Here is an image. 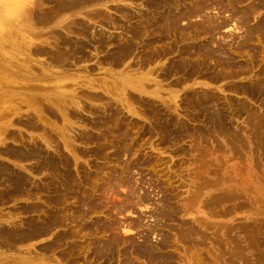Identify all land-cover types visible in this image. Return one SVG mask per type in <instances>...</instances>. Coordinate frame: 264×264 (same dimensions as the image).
I'll use <instances>...</instances> for the list:
<instances>
[{"label":"rangeland","instance_id":"rangeland-1","mask_svg":"<svg viewBox=\"0 0 264 264\" xmlns=\"http://www.w3.org/2000/svg\"><path fill=\"white\" fill-rule=\"evenodd\" d=\"M33 1L35 12L25 6L23 21L16 11L0 20V264H152L136 255L137 243L172 255L169 264H264V37H254L240 59L235 54L251 63L237 75L165 73L205 37L243 41L258 17L209 35L201 29L209 15L233 22L229 5L217 13L227 1L174 0L183 33L171 35L174 53L152 61L153 45L163 43H147L145 33L136 41L132 30L146 0H100L47 21L41 15L52 14L53 3ZM143 74L158 94L121 86Z\"/></svg>","mask_w":264,"mask_h":264},{"label":"bare ground","instance_id":"bare-ground-1","mask_svg":"<svg viewBox=\"0 0 264 264\" xmlns=\"http://www.w3.org/2000/svg\"><path fill=\"white\" fill-rule=\"evenodd\" d=\"M47 1H50V2H52L53 4H52V7L54 8L53 9V13L52 14H45V15H41V19L42 20H44V21H47V20H51L52 18H54L53 17V14H55V15H58V14H56L57 12H64V11H67V10H70V9H75V8H78V7H80V6H83V5H85V6H87V5H95V4H98L97 2H99L100 0H47ZM176 1V0H175ZM189 1H194V0H189ZM227 2H226V4H222V6H219V7H216L215 5H213V7L215 6L217 9H218V11H217V13H219V12H221V11H223L224 9H223V7L225 6L226 7V5H229L230 7H232L233 8V10L231 11L230 10V13L231 14H233V11L235 12V15H232L233 17V22H229V19H228V17L227 18H223L222 16V19H221V17H220V19H218V20H216V18L214 19L213 17V15H209V17H208V19H209V21H210V24H209V26L208 27H201V29L203 30V29H205L204 31H207V33L210 35V32L212 31H216L219 27H221V26H228V24H233V31L236 29V31H237V29H242V26H244V25H242V23L243 22H246L248 19H249V17L250 16H252L253 15V17H258V20H257V22H258V24H256L255 22L253 23V24H256L257 26H250V29H247V28H249V26L246 28L247 30V32L246 31H243L244 33H245V35L242 33V36L244 35L245 37H243V41H239V39H238V43L236 42V44L234 45V42L232 41V42H228V41H224L223 40V42H221V43H219V44H214V42L211 40V39H209L210 37H205V40H201V41H199L198 40V42L197 43H191L190 45H188L187 47H184L180 52H179V58L178 59H176V60H174V62L172 63V65H170L169 67H171V68H169V69H166V71H165V73L166 74H169L171 71H176V72H179V71H184L183 73L186 75V78L188 79V78H190V77H195V78H197V77H205V78H203V79H210V80H218V79H220L219 77H224V76H234V75H237V74H239L240 72H242V71H244V70H246L248 67H250L249 65H251V63L248 65H245V64H243V63H241L240 61H239V59H240V54L244 51L243 49H248V47H249V43L252 41V39L255 37H258V38H260L261 36L262 37H264V14H262L263 16H258L257 15V12L259 11V9H260V7H264V3L263 2H261L260 0V2H257V0L255 1V2H250V4L248 5V7H246V8H242V7H240V9H239V7H236L235 6V4H238V3H240L242 0H226ZM145 2V1H144ZM174 2V0H146V9H144L145 11L144 12H142V13H140L139 14V12L137 13L139 16L140 15H142V17H143V19H137V20H135V22H136V26H134V28H132V30H134L133 31V36L134 37H136L134 40H136V41H138L139 40V38L138 37H140V38H142V37H144L143 36V33H145L144 35L145 36H151V37H149L148 38V42L147 43H155V42H161V43H163V44H161V47L162 48H154V47H156L155 45H153L154 47H153V49H152V51H151V53H150V55H148L149 57V59L148 60H150V59H152V61L154 60L153 58L154 57H159V56H161V55H165V54H167L168 55V53H170V52H173V39H172V37H171V35H175V34H177V32L179 33H181L182 31H180V29H178L177 28V22H178V20H181L180 19V17L179 16H181V15H177L178 14V12H177V14H176V12H175V10H173V6H175V5H173L172 3ZM201 2H203V1H201ZM192 3V2H191ZM194 3L195 4H197V6H198V4H199V0H198V3H196V1H194L193 2V4L192 5H194ZM253 3V4H252ZM36 4H37V2L36 1H33V0H0V20L2 21V18H4L5 16V18H4V20L9 16V14L11 13V12H14V11H16L18 14H20V15H18V17L20 18L21 17V20L20 21H23V17H25V15L27 14L26 13V9H25V6H29V7H32L29 11H30V14L31 13H33L34 14V12H35V10H34V8L36 7ZM175 4V3H174ZM252 4V5H251ZM179 5V4H178ZM181 5V4H180ZM186 5V4H185ZM188 5V4H187ZM212 5V4H211ZM195 6V5H194ZM196 6V7H197ZM236 8H235V7ZM240 6V5H239ZM242 6V5H241ZM52 7H51V9H52ZM173 7V8H172ZM176 7V6H175ZM187 7H189V6H187ZM212 7V6H211ZM212 7V8H213ZM162 8H164V9H162ZM178 8V7H177ZM180 8V7H179ZM181 8L182 9H185V7L183 8L182 6H181ZM29 9V8H28ZM36 9V8H35ZM181 9V10H182ZM198 9V8H197ZM196 9V10H197ZM202 9V8H201ZM200 9V11H202ZM219 9H221V10H219ZM120 10H121V8H120ZM123 10V9H122ZM121 10V11H122ZM125 10V9H124ZM192 10V9H191ZM193 10H195V7H194V9ZM213 10H215V9H213ZM1 11L3 12V13H1ZM92 11V9L90 10V12ZM128 10H126V13H129V12H127ZM176 11H177V9H176ZM199 11V10H198ZM200 11H199V13H200ZM207 11H208V9H207ZM257 11V12H256ZM45 12V11H44ZM94 12V11H93ZM93 12L92 13H90L91 15L93 14ZM123 12V11H122ZM189 13H191V12H194V11H188ZM187 12V13H188ZM216 12V11H215ZM229 12V11H228ZM40 13V12H39ZM50 13V12H49ZM100 13V12H99ZM99 13L97 14V13H95L94 15H98L99 16ZM180 13V12H179ZM182 13H183V10H182ZM181 13V14H182ZM198 13V14H199ZM229 13V14H230ZM100 14H102V13H100ZM183 14H185V13H183ZM193 14H195V13H191V15H193ZM204 14H205V12H204ZM219 14H221V13H219ZM124 15H125V13H124ZM136 15V14H135ZM134 15V17H136ZM186 15V14H185ZM190 15V14H189ZM207 16H208V14H206ZM257 15V16H256ZM127 16V15H126ZM125 16V17H126ZM129 16H131L130 14H129ZM128 16V17H129ZM218 16V15H217ZM227 16H229V15H227ZM91 17V16H90ZM96 17V16H95ZM183 17H184V15H183ZM185 18V17H184ZM187 18V17H186ZM204 19H205V17H203ZM203 18H201V21H202V19ZM109 19V18H108ZM130 19H132V16H131V18ZM129 19V20H130ZM183 19V18H182ZM3 20V21H4ZM111 20V19H110ZM112 20H115L114 18H112ZM111 20V23L112 22H119V20L117 19L116 21H112ZM145 23H144V22ZM71 22H73V21H71ZM107 22V21H106ZM110 22V21H109ZM202 22H204V20L202 21ZM17 23V25H19V21H17L16 22ZM143 23V24H142ZM78 24V23H77ZM113 24V23H112ZM204 24H205V26H206V22H204ZM83 25V24H82ZM208 25V24H207ZM187 26H189V25H187ZM83 27V26H82ZM182 27V26H181ZM193 27V26H192ZM245 27V26H244ZM243 27V28H244ZM75 28V27H74ZM74 28H72V29H74ZM80 28V27H79ZM90 28V27H89ZM136 28V29H135ZM196 28H198V27H196ZM195 28V29H196ZM82 30H83V28H81ZM184 29H186V28H184ZM187 29H189L190 30V28H188L187 27ZM192 29V28H191ZM207 29V30H206ZM245 29V28H244ZM243 29V30H244ZM77 30V29H76ZM181 30H183V27H182V29ZM2 31H4V30H2ZM88 31V30H87ZM90 31H91V28H90ZM94 31V30H93ZM129 31H131V30H129ZM203 31V32H204ZM235 31V32H236ZM238 31H240V30H238ZM76 32V31H75ZM81 32V31H80ZM79 32V33H80ZM89 32V31H88ZM185 32V31H184ZM189 32V31H188ZM191 32H193V29H192V31H190V33ZM198 32V31H197ZM197 32H195V34L197 33ZM202 32V33H203ZM14 33H16L15 32V30H14ZM83 33V31L81 32V34ZM91 33V32H90ZM183 33V32H182ZM186 33H187V31H186ZM202 33H199L200 35H201V38L203 37L202 35L204 34H202ZM232 33V32H231ZM85 34H86V32H85ZM185 34V33H184ZM183 34V35H184ZM193 34V33H192ZM212 34V33H211ZM233 35H234V33H232ZM173 35V36H174ZM186 35H188V34H186ZM185 35V36H186ZM207 35V34H206ZM261 35V36H260ZM175 36H177V35H175ZM181 36V35H180ZM198 36V38H199V35H197ZM88 37H89V35H88ZM190 37V36H189ZM188 37V38H189ZM236 37V36H235ZM239 37H240V35H239ZM59 38V37H58ZM173 38H176V37H173ZM184 38H186V37H184ZM197 38V39H198ZM233 38H234V36H233ZM233 38H232V40H233ZM242 38V37H241ZM24 39V38H23ZM99 39V38H98ZM132 39V38H131ZM177 39H179L178 38V36H177ZM264 39V38H263ZM22 40V39H21ZM130 40V39H129ZM228 40V39H227ZM254 40V39H253ZM18 41V40H17ZM67 41V40H66ZM132 41V40H131ZM174 41H175V39H174ZM231 41V40H230ZM177 42H178V40H177ZM217 42H219V41H217ZM216 42V43H217ZM144 43V42H143ZM146 43V44H147ZM175 43V42H174ZM264 43V42H263ZM160 44V43H159ZM256 44V43H255ZM77 45V44H76ZM78 46V45H77ZM130 47H131V45H129ZM137 46V45H136ZM256 46V45H255ZM121 47V46H120ZM150 47V46H149ZM15 48V47H14ZM57 48V47H56ZM124 48V47H123ZM128 48V47H127ZM255 48H257V46L255 47ZM41 49L42 50H45V48H42L41 47ZM120 49V48H119ZM126 49V48H125ZM124 49V50H125ZM179 49V48H178ZM60 50V49H59ZM146 50V49H145ZM127 51H129V48L127 49ZM147 51H149V50H147ZM147 51H145V54H148V52ZM176 51V50H175ZM53 52V51H52ZM57 52H59L58 51V49H57V51L55 50V53H57ZM119 52V51H118ZM131 52V51H130ZM139 52V51H138ZM144 52V51H143ZM147 52V53H146ZM245 52V51H244ZM120 53V52H119ZM118 53V54H119ZM174 53V52H173ZM178 53V52H177ZM176 53V54H177ZM121 54V53H120ZM124 54V53H123ZM136 54V53H135ZM238 55L239 56V59H237L236 58V55ZM234 55H235V57H234ZM120 55H118V57H119ZM123 55H121V57H122ZM177 56V57H178ZM56 57V56H55ZM118 57L116 58V59H118ZM126 57V56H125ZM146 57V56H145ZM169 57V56H168ZM172 57V56H171ZM176 57V56H175ZM155 58V59H156ZM120 59V58H119ZM145 59V58H144ZM160 59V58H159ZM238 61H237V60ZM147 60V59H146ZM147 60V61H148ZM161 60V59H160ZM116 61V60H115ZM151 61V62H152ZM242 61H243V58H242ZM249 61V60H248ZM143 62V61H142ZM244 62V61H243ZM145 63V62H144ZM245 63V62H244ZM247 63V62H246ZM142 64V63H141ZM143 65V64H142ZM146 65V64H145ZM148 66V65H147ZM146 66V67H147ZM153 68H154V66H152ZM152 68V69H153ZM163 68V67H162ZM151 69V70H152ZM155 69V68H154ZM164 69H165V67H164ZM151 70L149 69V71L150 72H148V73H151ZM163 70V69H162ZM160 72H162V71H160ZM159 73V72H158ZM145 74V73H144ZM143 74V75H144ZM164 74V73H163ZM165 76V75H164ZM152 77V76H151ZM166 77V76H165ZM137 79L138 78H142L141 77V75H140V77H136ZM150 77L148 76V75H144V78L143 79H138L137 80V82L134 80V82H130V81H128V82H126V81H124V80H122L121 81V86L122 87H125V86H131V87H136L138 90H140V91H146V92H148V93H150V94H158V92H156V93H154L153 91H151V92H149V87H147V86H149L148 84H146L145 83V81H149L150 79H149ZM183 78V77H182ZM227 78V77H226ZM190 79H192V78H190ZM154 81V80H153ZM185 81V80H184ZM255 81V80H254ZM150 82H151V80H150ZM202 83H204L205 84V81H201ZM18 83V82H17ZM152 84V83H151ZM178 84V83H177ZM243 84V83H242ZM255 84V82L253 83V85ZM153 85V84H152ZM151 85V86H152ZM245 85V84H244ZM247 85V84H246ZM248 85H251V83L249 84L248 83ZM256 85V84H255ZM157 86V85H156ZM233 86V85H232ZM240 86H242L241 84H240ZM154 87V86H153ZM246 87V86H245ZM252 87V86H251ZM140 88V89H139ZM247 88V87H246ZM121 89H119V91H120ZM244 90V89H243ZM242 90V91H243ZM247 91H250L249 92V94L251 93V89H246ZM245 90V91H246ZM155 91V90H154ZM237 91V90H236ZM121 92V91H120ZM195 92V91H194ZM122 93V92H121ZM253 93V92H252ZM247 94H248V92H247ZM186 95V94H185ZM191 95V94H190ZM194 95V94H193ZM197 95H198V93H197ZM205 95V94H204ZM207 95V94H206ZM199 96V95H198ZM201 96V95H200ZM200 96L198 97V98H200ZM191 97H192V95H191ZM202 97V96H201ZM208 97H209V95H208ZM196 98V97H195ZM203 98V97H202ZM172 99H173V97H172ZM191 99H193V98H191ZM190 99V100H191ZM189 100V99H188ZM189 100V101H190ZM201 100H203V99H201ZM30 102V101H29ZM190 102H192V101H190ZM187 104H188V102H186ZM193 103H194V101H193ZM201 103V102H200ZM238 103V102H237ZM240 103V102H239ZM192 104V103H191ZM202 104H204V103H202ZM241 105L243 104V103H240ZM245 104V103H244ZM244 104H243V106H244ZM190 105V104H189ZM200 105V104H199ZM198 105V106H199ZM15 106V105H14ZM42 106V105H41ZM194 106V105H193ZM238 106V105H237ZM37 107V106H36ZM184 107H186L185 105H184ZM192 107V106H191ZM207 107H209V105L207 106ZM246 107V106H245ZM42 108V107H41ZM187 108V107H186ZM190 108V107H189ZM215 108V107H214ZM218 108H219V106H218ZM195 109V108H194ZM202 109V108H201ZM213 109V108H212ZM219 109H221V108H219ZM17 110V109H16ZM40 110V109H39ZM218 110V109H217ZM248 110V109H247ZM251 110V109H250ZM209 111H211V108H210V110ZM213 111V110H212ZM219 111V110H218ZM220 112V111H219ZM209 113H211V112H209ZM215 114V112L212 114V115H214ZM221 114H222V112H221ZM225 115V114H224ZM223 115V116H224ZM121 118V117H120ZM223 118V117H222ZM172 119V118H171ZM170 119V120H171ZM218 119V118H217ZM103 120V119H102ZM169 120V119H168ZM169 120V121H170ZM168 121V122H169ZM176 121H178L177 119H176ZM221 121V120H220ZM219 121V122H220ZM184 122V121H183ZM214 122V121H213ZM31 123V122H30ZM116 123V122H115ZM164 123H166V122H164ZM217 124H215L216 125V127L217 126H219V123L218 122H216ZM27 124H29V123H27ZM186 124V123H185ZM223 124V123H222ZM30 125V124H29ZM33 125V124H32ZM170 125V124H169ZM187 125V124H186ZM214 125V126H215ZM223 126V125H222ZM165 127H167V126H165ZM169 127V126H168ZM167 127V128H168ZM183 127H185V126H183ZM230 127V126H229ZM167 128L165 129V132H166V130H167ZM170 128V127H169ZM223 127H221L220 128V130L222 129ZM121 129V132L123 131V133L126 131H124V128H120ZM120 129H118V130H120ZM123 129V130H122ZM185 129V128H184ZM224 129V128H223ZM170 130V129H169ZM225 130H226V128H225ZM225 130H222V131H224V132H226ZM228 131H229V128H228V130H227V132L226 133H228ZM115 132V131H114ZM113 132V133H114ZM181 132V131H180ZM122 133V134H123ZM126 133H128V132H126ZM167 133H168V130H167ZM170 133V132H169ZM179 133V132H178ZM173 134V133H172ZM120 135H121V133H120ZM123 136H127L126 134L124 135L123 134ZM123 136H122V138H123ZM127 138V137H126ZM38 148H40V147H37V149ZM37 152H38V150H36ZM40 152H41V150H40ZM17 154H19V156L21 157V156H23L24 157V154H25V152H16V151H14V155H17ZM53 160V159H52ZM54 162H56V161H54ZM67 164V163H66ZM54 165V164H53ZM57 165V164H56ZM65 165V164H64ZM58 167V166H57ZM52 168H53V166H52ZM69 168V167H68ZM64 169H66V168H64ZM70 170V169H69ZM16 171V170H15ZM17 172V171H16ZM69 173V172H68ZM67 173V174H68ZM17 174V173H16ZM70 174V173H69ZM64 175H66V174H64ZM200 177V176H199ZM15 179V181L17 182V183H19V184H22V183H24L23 182V178H22V176L20 175V174H17V175H15V177H14ZM25 178V177H24ZM66 180V179H65ZM127 181H128V179H126ZM131 180V179H130ZM130 180H129V182H130ZM123 181V180H122ZM125 181V180H124ZM123 181V182H124ZM16 182H14V183H16ZM128 183V182H127ZM204 183V182H203ZM129 184V183H128ZM130 184H131V182H130ZM128 186V185H127ZM199 188V187H198ZM52 190H54V189H52ZM134 191V190H133ZM133 191L131 192L130 191V194L131 193H133ZM60 192H61V190H60ZM197 192V191H196ZM195 193V192H194ZM57 194V193H56ZM167 194V193H166ZM60 195V194H59ZM196 195H197V193H196ZM195 196V195H194ZM198 196V195H197ZM54 197H55V195H54ZM53 197V199H55ZM56 197H57V200H59L58 199V194L56 195ZM63 197H65V196H62V199L64 200V198ZM67 197V196H66ZM68 198V197H67ZM139 198H141V197H139ZM56 200V201H57ZM55 201V202H56ZM66 201V200H65ZM169 201V200H168ZM53 202H54V200H53ZM61 202H62V200H61ZM57 203H58V201H57ZM54 204V203H53ZM68 204V203H67ZM168 204V203H167ZM57 205V204H56ZM56 205H54V206H56ZM59 206H61L60 205V203L58 204ZM62 205H64V204H62ZM163 205V204H162ZM166 205V204H165ZM53 206V207H54ZM58 206V207H59ZM66 206V205H65ZM64 206V207H65ZM74 206V205H73ZM76 206V205H75ZM63 207V206H62ZM63 207V208H64ZM67 207V206H66ZM65 207V208H66ZM26 208V207H25ZM28 208V207H27ZM39 208V207H38ZM55 208V207H54ZM53 208V209H54ZM62 208V209H63ZM64 208V209H65ZM70 208V207H69ZM171 208V207H170ZM30 209V208H29ZM56 209V208H55ZM59 209H60V207L57 209L58 211H59ZM70 209H74V208H70ZM61 210V209H60ZM75 210H76V208H75ZM75 210L73 211V213H76L75 212ZM56 211V210H55ZM66 209H65V214H63V215H65V217L66 216H70V214H67L66 213ZM68 211L70 212V210L68 209ZM53 211H51V213H52ZM62 212V211H61ZM68 212V213H69ZM54 213V212H53ZM56 213V212H55ZM55 213H54V216L56 217L57 215V217H58V219H59V214H61L60 213V211L58 212L59 214H56L55 215ZM71 213V212H70ZM72 213V214H73ZM67 214V215H66ZM49 215H51V214H49ZM53 215V214H52ZM62 215V216H63ZM75 215V214H74ZM73 215V217L75 218V216ZM77 215H78V209H77ZM77 215H76V217H77ZM62 216H60V217H62ZM80 216V215H79ZM53 217V216H52ZM82 217V216H81ZM64 218V217H63ZM62 218V219H63ZM69 218V217H68ZM68 218L66 217V218H64V219H67L68 220ZM57 219V220H58ZM72 219V218H71ZM50 220V219H49ZM53 220V219H52ZM73 220V219H72ZM71 220V221H72ZM56 221V220H55ZM54 221V222H55ZM34 222H36V221H34ZM48 222H50V221H48ZM54 222H52V223H54ZM58 222V221H57ZM56 223V222H55ZM42 224V223H41ZM46 224V223H45ZM50 224V223H49ZM37 225V224H36ZM36 225H30V226H32V227H34V228H36ZM26 226H28V224L26 225ZM43 226V225H42ZM51 226V225H50ZM29 227V226H28ZM27 227V228H28ZM37 228H38V225H37ZM41 228V227H40ZM28 229H30V228H28ZM36 230V229H35ZM42 230V229H41ZM191 230V229H190ZM23 231V230H22ZM27 231H29V230H27ZM31 232H33V234H34V229H31L30 230ZM29 231V232H30ZM186 231H187V229H186ZM185 231V232H186ZM14 232H16L15 230H14ZM190 232V231H189ZM188 232V233H189ZM23 233V232H22ZM21 233V234H22ZM25 233H27V232H25ZM191 233V232H190ZM20 234V233H19ZM28 234V233H27ZM30 234H32V233H30ZM181 234H182V231H181ZM23 235V234H22ZM67 236V235H66ZM149 237V236H148ZM148 237L146 238V239H148ZM181 237H183V236H181ZM26 238V237H25ZM164 238V237H163ZM162 238V239H163ZM145 240V239H144ZM165 240H167L166 238H165ZM56 241V240H55ZM59 241V240H58ZM146 241H149V240H146ZM145 241V242H146ZM164 241V240H163ZM135 242V241H134ZM133 242V243H134ZM220 242V241H219ZM137 242H135V244H136ZM144 243V242H143ZM147 243H149V242H147ZM147 243H144V244H147ZM153 243V242H152ZM164 243H168V242H164ZM138 244V243H137ZM137 244L136 245H134V247H136V249L134 250V249H131V250H134L135 252H136V255H138V256H143V257H147L149 260H150V262L152 261V264H153V261H155L156 263H160V264H169L170 262V259H172L171 257H172V255H171V257H167V253H170L169 252V250H168V252L166 253L167 255L166 256H160L159 254H158V252L157 251H155L153 248H151V245H150V247H147L148 246V244L146 245V246H141L140 244H138V246H137ZM158 244V243H157ZM156 244V245H157ZM112 245H113V243H112ZM111 245V246H112ZM154 246V245H153ZM158 246V245H157ZM159 246H160V243H159ZM158 246V247H159ZM162 247H163V245H161ZM44 247V246H43ZM49 247V246H48ZM70 247V246H69ZM114 247V246H113ZM164 247H166V244H165V246ZM132 248H133V246H132ZM156 248V247H155ZM71 249H72V247H71ZM157 249V248H156ZM134 251H132V253L134 252ZM167 251V250H166ZM134 252V253H135ZM129 253V252H128ZM133 253V254H134ZM162 253V252H161ZM143 257L141 258V259H143ZM202 257V256H201ZM139 258V257H138ZM132 260V259H131ZM18 262V261H17ZM131 262V261H130ZM149 262V261H148ZM149 262V263H150ZM132 263H134V262H132ZM146 263H147V261H146ZM10 264V263H9ZM135 264V263H134Z\"/></svg>","mask_w":264,"mask_h":264}]
</instances>
